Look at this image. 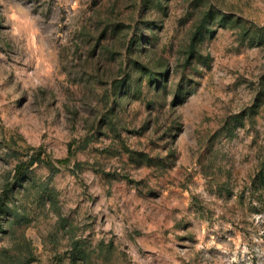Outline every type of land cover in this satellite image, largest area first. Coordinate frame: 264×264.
<instances>
[{
  "label": "rangeland",
  "instance_id": "obj_1",
  "mask_svg": "<svg viewBox=\"0 0 264 264\" xmlns=\"http://www.w3.org/2000/svg\"><path fill=\"white\" fill-rule=\"evenodd\" d=\"M0 264H264V0H0Z\"/></svg>",
  "mask_w": 264,
  "mask_h": 264
},
{
  "label": "trees",
  "instance_id": "obj_2",
  "mask_svg": "<svg viewBox=\"0 0 264 264\" xmlns=\"http://www.w3.org/2000/svg\"><path fill=\"white\" fill-rule=\"evenodd\" d=\"M68 158L60 159L58 161L60 162H65L67 161ZM30 162H24L23 164H19L18 167L16 168V173H15V178H19L22 176L24 170L26 169L27 166H29Z\"/></svg>",
  "mask_w": 264,
  "mask_h": 264
}]
</instances>
